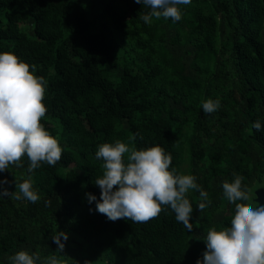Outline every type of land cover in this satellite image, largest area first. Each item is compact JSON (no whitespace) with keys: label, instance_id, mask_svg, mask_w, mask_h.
<instances>
[{"label":"trees","instance_id":"trees-1","mask_svg":"<svg viewBox=\"0 0 264 264\" xmlns=\"http://www.w3.org/2000/svg\"><path fill=\"white\" fill-rule=\"evenodd\" d=\"M178 7L179 21L147 24L140 17L150 9L134 0H0V52L14 53L46 81L41 123L63 150L54 167L42 163L29 173L25 156L23 168L0 173L10 191L15 175L31 178L40 196L36 203L0 196V264L21 250L39 252L37 264L69 254V239L64 252L53 243L56 231L75 232L80 249L88 245L73 264H197L208 230L230 226L234 214L228 201L220 205L222 183L238 174L250 188L264 177V0ZM207 99L220 108L206 114ZM186 133L188 152L208 163L190 168L208 194L202 212L199 192L187 194L191 232L169 207L133 224L112 222L88 202L87 193L100 199V144L135 135L138 150L160 145L180 174Z\"/></svg>","mask_w":264,"mask_h":264},{"label":"clouds","instance_id":"clouds-1","mask_svg":"<svg viewBox=\"0 0 264 264\" xmlns=\"http://www.w3.org/2000/svg\"><path fill=\"white\" fill-rule=\"evenodd\" d=\"M150 9L140 19L151 24L153 18L174 22L182 18L179 5H189L191 0H134ZM31 66L12 52H0V173L10 166L23 168L27 157V172L31 173L42 163L55 166L62 158L63 150L57 138L52 136L41 123L47 113L44 104L46 81L35 75ZM220 101L207 99L201 102L206 114L220 108ZM254 129L261 130L257 120ZM116 140L98 146L95 159L102 161L103 174L94 184L101 189L100 199L87 193L91 204L96 202V211L115 222L126 219L133 224L147 223L157 218L164 207L175 213V220L192 231L191 217L193 205L188 198L190 190L198 191L201 202L197 209L202 212L207 204V192L197 183L192 174L177 173L170 168L173 157L163 147L155 145L137 149L131 142ZM125 154L127 159L125 160ZM243 177L235 175L231 182L222 183L223 195L235 206L230 226L208 230L206 250L197 264H264V205L255 201L256 190L242 187ZM10 182L0 180V196L14 200L36 203L40 196L33 190L31 178L22 182L15 175V191L5 185ZM258 189V188H257ZM51 201H46V205ZM57 250L64 252L68 235L56 231L52 236ZM11 264H37L41 260L39 252L18 251L8 257ZM42 264H63L55 255L45 257Z\"/></svg>","mask_w":264,"mask_h":264},{"label":"rangeland","instance_id":"rangeland-1","mask_svg":"<svg viewBox=\"0 0 264 264\" xmlns=\"http://www.w3.org/2000/svg\"><path fill=\"white\" fill-rule=\"evenodd\" d=\"M119 39H122L120 36H118ZM122 41V40H121ZM126 46L130 48V45L126 43ZM209 66L214 67L213 62L208 63ZM190 127V126H188ZM188 134L186 133L184 137L182 138V142L178 143V148L182 149V163H181V172L183 174H190V168L193 167H204L208 163H205L206 158L201 155L197 154H191L188 152ZM189 192H192L190 190ZM226 199L220 203V205L224 206L226 204ZM68 235V239L70 241V248L69 254H63L59 259L63 262V264H73L78 261L79 257L78 254L80 252L83 253V256L88 255V245L84 244L83 249H80L78 247V244L81 243L82 239L75 233V232H64ZM85 258V257H84ZM92 264H99L96 261H92Z\"/></svg>","mask_w":264,"mask_h":264},{"label":"water","instance_id":"water-1","mask_svg":"<svg viewBox=\"0 0 264 264\" xmlns=\"http://www.w3.org/2000/svg\"><path fill=\"white\" fill-rule=\"evenodd\" d=\"M253 190H256L255 201L259 205H264V177L262 179H256L254 183L250 186ZM258 188V189H257Z\"/></svg>","mask_w":264,"mask_h":264}]
</instances>
